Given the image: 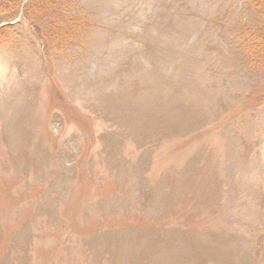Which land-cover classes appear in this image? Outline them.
<instances>
[{
	"label": "rangeland",
	"instance_id": "374dc122",
	"mask_svg": "<svg viewBox=\"0 0 264 264\" xmlns=\"http://www.w3.org/2000/svg\"><path fill=\"white\" fill-rule=\"evenodd\" d=\"M9 1L0 264H264L250 0Z\"/></svg>",
	"mask_w": 264,
	"mask_h": 264
},
{
	"label": "trees",
	"instance_id": "16d2710c",
	"mask_svg": "<svg viewBox=\"0 0 264 264\" xmlns=\"http://www.w3.org/2000/svg\"><path fill=\"white\" fill-rule=\"evenodd\" d=\"M23 1L24 0H19L21 5ZM9 3H11V1L7 2V0H0V15H4L5 13L10 14L9 9L11 6L8 5ZM245 7L251 11V14L248 16L247 20L238 27V30L244 42L243 47L254 61L253 63L256 65L257 69L264 72V0H250L246 3ZM55 16L56 15L53 17ZM77 20V18L71 16L66 20L67 28L70 31L68 33V39L70 40L73 38V33L79 31ZM81 24H84L82 20H80V31L83 29ZM4 28L5 27L0 30V39L4 37L2 34ZM62 30V35H65L66 31L64 28ZM56 33L57 31L54 30L51 32L54 39L59 36Z\"/></svg>",
	"mask_w": 264,
	"mask_h": 264
}]
</instances>
